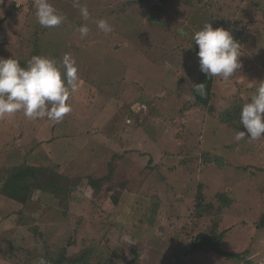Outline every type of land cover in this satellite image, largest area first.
<instances>
[{
	"label": "rangeland",
	"instance_id": "rangeland-1",
	"mask_svg": "<svg viewBox=\"0 0 264 264\" xmlns=\"http://www.w3.org/2000/svg\"><path fill=\"white\" fill-rule=\"evenodd\" d=\"M216 1L219 4L215 5L214 15L240 21L245 34L244 53L239 57L238 77L226 80V84H215L208 105H201L189 99V88L198 75L194 66L199 65L197 52L193 51L195 45H189L187 53L179 56L175 43L182 44L183 36L173 40L167 37L171 30H189L184 29V6L176 5L181 2L166 4L161 22L149 24V16H161L156 8L161 0H48L66 19L57 27L44 28L36 19L37 0H0L1 58L5 54L7 58L27 62L35 56L32 48L39 46V56L54 59L62 72L56 54L62 63L65 55L70 56L78 69V89L69 96L72 111L53 132L47 127L49 121L42 118L43 131L35 129L29 137L25 133L22 140L17 131L9 137L0 126V153L11 148L15 151L30 138L34 140L30 144L34 151L42 132L47 137L65 136L67 130L72 150L62 160L72 161L78 154L76 149L82 152L77 158L79 166L72 173L62 177L47 169L37 175V195L41 193L37 201L41 205L37 207L42 211L51 204L60 214L54 220L57 225L46 231L52 241L45 231L35 233L36 238L39 243L50 240L61 249L69 240L75 242L62 255V263L48 264H163L174 254L180 257L177 264H197L196 260L206 264L207 259L198 258L199 254L191 253L188 246L198 233H210L207 230L213 229L216 222L214 232L225 231L223 240L229 249L249 250L247 257L252 264H264V229L256 225L264 213V137L256 141L247 136L237 140V133L245 131L243 125L231 126L221 117L227 111L222 110L226 99L237 95L249 102L258 82L264 81V0H251L257 4L253 9L245 7L251 3L249 0ZM194 4L197 9L201 7ZM82 7L90 14L87 20L81 15ZM187 11L191 13L193 9ZM102 19L112 26L107 35L98 28ZM209 23L215 24L213 19ZM81 26L89 29L83 39ZM237 34L243 32L239 30ZM189 37L192 39L191 34ZM171 41L174 46L167 44ZM152 72L158 76L152 77ZM93 80L101 81L102 98H98L96 87L87 86ZM81 85L84 92L80 95ZM112 92L115 102L110 100L105 110L94 111L93 106L106 102ZM138 98L142 101H137L132 121L126 122L125 130L115 135L121 136L122 149L103 148L92 134L96 132L97 137L105 140L108 133L103 119L114 116L123 104H133ZM9 117H15L17 125L24 123L28 127L35 120L28 119L22 111ZM133 125L136 128L132 129ZM3 128L11 130L6 124ZM89 133L92 143L88 145ZM57 143L62 145V139ZM97 145L100 149L90 154L92 146ZM21 149L26 151V147ZM3 158L0 154V169ZM218 159H222L219 165ZM110 162L112 171L107 167ZM88 166L95 168V177L106 178L101 185L92 188L84 177L90 172ZM18 167L19 164L1 172L3 182L11 184L7 174L14 171L18 176ZM137 183L140 193L135 188ZM122 187L125 190L119 203L112 205L111 197ZM2 197L5 199L0 200V258L22 246L9 242L11 228L17 222L11 212L15 203L0 192ZM225 197L230 200H224ZM225 201L232 202L227 206ZM16 204L17 208L21 205ZM243 220L249 225H243ZM44 252L36 254L44 258ZM14 254L22 261L21 253ZM2 263L6 264L0 260ZM26 264H38V260ZM220 264L246 263L222 260Z\"/></svg>",
	"mask_w": 264,
	"mask_h": 264
},
{
	"label": "trees",
	"instance_id": "trees-1",
	"mask_svg": "<svg viewBox=\"0 0 264 264\" xmlns=\"http://www.w3.org/2000/svg\"><path fill=\"white\" fill-rule=\"evenodd\" d=\"M173 1L181 2V3H177L176 4L177 6H179V5L184 6L185 12L184 11L182 12V17L184 18V20H186L184 22V25H185L184 29H189V30H181V31L180 30H176V31L171 30V31L167 32V37H172V40L175 36L176 37L177 36L178 37L183 36L184 41L182 44L177 43V42H176L177 44L175 43V46L177 47L176 52L179 56L182 55L183 53H187L189 45H195L194 40H192L194 33L196 31L200 30L203 27V25L205 23H208L211 19H213V23H215V24H211L213 26V28H221L222 27L226 30H229L232 33L233 38L240 43L241 55L244 53V51H243L244 49L242 46H243L244 41H245V34H244L243 27L240 24V21H238V20L228 21L226 18L221 19L218 15H214L213 11L217 8V6H215V5L219 4V2L216 0H212L213 1L212 3H207L205 0H201V2L199 0H196V2H195V0H161V5H156V8L158 9L161 16H159V17L149 16L147 18V22L149 24L160 23L162 20L161 17L163 16L162 13L164 12V8H165L166 4L168 5V3L173 2ZM249 2H251L248 4L249 6L245 5V7L247 9H249V8L253 9V7L257 6V4L255 2H252L251 0H249ZM194 3H196V5L197 4L200 5L201 7H198V9H197V7L194 6L195 5ZM188 8L193 9V11L190 13L189 11H187ZM247 12H248V10L245 11V13H247ZM171 20L172 19H170L169 21H171ZM163 24H165V22H163ZM163 26H165V25H163ZM239 30L242 31L243 34H240V35L237 34V32ZM189 34L192 35V39H190ZM37 44H39L40 46H43V44L41 42H39ZM167 44L169 46H174L173 41H171ZM35 46L37 47V45H35ZM37 48L36 49L32 48V50L35 51V55H40ZM193 51L198 52L197 45L194 46ZM74 56H75V54H74ZM2 57H3V59H9L5 56V54ZM55 58L58 59V61H57L58 64L64 70L63 63L59 61V55L56 54ZM15 60H17V59H15ZM27 62L19 61L20 65L22 67H26ZM194 66L198 72V75L193 80L192 87L195 84L204 83L205 84V95L201 96L200 94H198L194 90V87L193 88L191 87V88H189V90L191 92V94H190L191 96L189 97V99L192 100V98H193V101H195L197 104L208 105L207 103H208L209 98L211 96L210 94L213 90L214 85L217 84L216 86H218L219 83H225L226 84V82H225L226 80H223L219 77H207L206 74H204L203 72L200 71L199 65H194ZM239 70H241V68L238 69L237 72H235L229 79H235V77H238L239 72H240ZM151 76L155 78L158 75H156L152 72ZM86 78L87 77H84L85 80H86ZM100 82L98 80H93L87 84V86H91V87L94 86L97 88V91L99 93L98 98H102V94H103V90H101L99 88V86L102 85ZM235 83H237V82L235 81ZM258 83H260V82H258ZM256 86L259 87V84ZM81 88H83L82 85H81ZM83 92L84 91L81 89L78 91V93L80 95ZM139 99L140 98L135 100L136 102L134 101L135 103L133 102V104L132 103L123 104L120 111H118L116 114H114V116H112V117L108 116L107 118L103 119V124H104L103 128H106L107 133H108L105 140H103L101 137H97L98 134L96 132L92 134V137L97 139L99 141V144H101V146L103 148L112 149V148L117 147L118 149H122L121 147L124 146V143H122L121 139L119 138L121 136L116 137L115 135L118 133H121L125 130L126 122L132 121L131 118H132V114H134L135 105L137 104V101H142ZM110 100H113L114 102L116 100V97L114 96L113 92L108 98H106V100H104L107 103L103 102L100 106L94 105L93 106L94 111L105 110L107 107V104L110 103ZM224 103L225 104H223L224 106H223L222 110H227V111L225 113L223 112V114L221 115L222 121L227 123V124H231V126H236L238 128H242V126L239 122L240 121V113H241L242 107L248 102L245 101L244 99H242L241 97L235 95L232 98L226 99L224 101ZM96 109H98V110H96ZM122 124H124V126H122ZM133 126H130V128L131 127H133L132 129L136 128V125H133ZM130 128H129V130H130ZM101 132L103 133L104 130L102 129ZM89 136H91L90 133L88 135V145L92 143L91 141H89ZM96 147L99 148L98 145ZM92 149L93 148H91V150ZM115 160H117L116 156L114 157V161ZM221 161H222V159H220V160L218 159V162H217L218 165H219V163H221ZM149 162H151V161L149 160ZM148 164H150V163H148ZM78 166L79 165H76V167H78ZM107 167H109V169L111 171L114 169V167H112L111 162L107 164ZM24 168H26L27 172L16 170V173L18 174V176L14 174V171H12V173L9 172L7 174L8 175V182H10L11 184H7V183H4L3 185L0 184V192H2V194H4V196L8 197L9 199H12L14 201L21 203V205L18 208L16 207L17 204L15 203V205L12 207V210H11L12 214H14L16 216L17 222H15V226L11 228L12 232L9 235V242H12V245H15V246H16L15 243H18V242H19V244L22 243V246L19 245V247H16L17 250H15L13 253H10L8 251V253L4 257L0 258V260L5 262L6 264H24V262L27 263L28 261L30 262L33 259H37L39 261V259L41 257L39 255H37L36 253L46 251V252H44L45 253L44 259L47 260L48 263L49 262L62 263V261H63V260H61L62 255H65V252L68 250V248L75 246V242L69 240L68 244L65 247L62 246V249H61V246L57 247L56 245H54L53 242H51L52 241V239L50 238L51 236H49L46 231L49 230V228H51L52 225L53 226L57 225L56 222H54V220L56 218H58L60 213L57 210V207L55 208L51 204L48 207H45L44 210L40 211L41 209H39L37 207V206L41 205V203L37 202L39 200L37 193L40 191L39 181H36V183H35L36 187H34L35 178L39 179V177L37 176L38 169L37 168H31V167H24ZM105 179H106L105 177H94V174L88 175V180L92 186H97V185H99V183L101 185L102 181ZM140 182H143V180ZM8 186H10L14 189L10 190L7 188ZM137 187L139 188L138 193H140V191H142V190H141L140 186L138 185V183H137L135 188H137ZM124 190H125V187L118 189V191H117L118 193L111 197L110 202L112 205L116 206L119 203L118 199L121 198L120 194L122 195L124 193ZM198 198H200V197H198ZM224 200H230V198L225 197ZM231 202L225 201L227 206H230ZM45 206H47V205H45ZM218 214L221 216L220 213H218ZM263 218H264V213L260 216L259 220L256 223L258 228L264 229ZM39 222H41L42 224H40ZM216 225H217V222L214 223L213 229L207 230L210 233H198L194 237L193 243H191L190 246H188V247H190L189 251L191 253L197 252V254H199L197 256L198 258H202L204 260L207 259L206 264H220V262L222 260L244 261L246 264H252V262L247 257L249 254V250L238 252V251H234L232 249H229L227 247V244L224 243V240H223L225 231H221L220 233L214 232ZM243 225H249V222L247 220H245V221L243 220ZM256 225H254V228L256 227ZM34 228L36 229V232H34ZM251 230H253V229H251ZM255 230H258V229L255 228ZM42 231H45L44 233L47 236H49L51 241L50 240L41 241L39 243L38 239L35 236V233L39 234ZM14 232H15L16 236H14ZM70 236H72V235H70ZM59 239H60L59 242H61V237H59ZM72 240L75 241V238H73ZM32 248H34V249H32ZM19 249H23V250L20 251ZM24 250H26V251H24ZM186 251H188L187 247H186ZM16 252L21 253L22 261L18 260L16 254H14ZM207 252L213 253V255L210 256L209 254H207ZM55 257H57V258L55 259ZM171 257L173 259H170ZM197 257H196V259H197ZM14 258H16L15 261H14ZM168 259L169 260L163 264H177L178 261L180 260V257L176 256L174 254L173 256L170 255V257ZM196 263L198 264L197 260H196ZM127 264H132V261H129Z\"/></svg>",
	"mask_w": 264,
	"mask_h": 264
},
{
	"label": "clouds",
	"instance_id": "clouds-1",
	"mask_svg": "<svg viewBox=\"0 0 264 264\" xmlns=\"http://www.w3.org/2000/svg\"><path fill=\"white\" fill-rule=\"evenodd\" d=\"M80 12L85 20L89 18L86 7ZM35 15L44 28L57 27L66 19L48 0H37ZM98 28L105 35L112 31V26L103 19L98 22ZM79 31L83 39L89 29L81 26ZM193 40L198 46L196 55L200 71L207 77L228 80L241 68L240 43L229 30L213 28L208 22L194 33ZM63 66L62 72L54 59L39 55L32 56L26 67L13 58H0V118L22 111L28 119L47 117L60 122L72 111L68 100L70 94L77 91L79 83L78 69L70 56L65 55ZM194 90L205 95V84H195ZM239 122L245 131L237 133V140L245 136L250 141L264 137V81H260L255 94L242 107ZM38 264H48V261L40 258Z\"/></svg>",
	"mask_w": 264,
	"mask_h": 264
},
{
	"label": "crops",
	"instance_id": "crops-1",
	"mask_svg": "<svg viewBox=\"0 0 264 264\" xmlns=\"http://www.w3.org/2000/svg\"><path fill=\"white\" fill-rule=\"evenodd\" d=\"M80 89L84 91L83 88H80ZM73 93L74 92H72V94ZM70 98H71V94H70ZM70 98L68 100V103H70ZM42 119L49 121L47 127H50L52 132L54 131L55 126L56 125L60 126V124L62 122V120H61L60 122L57 123L55 121L48 119L47 117H44ZM42 119L41 120H40V118L35 119L33 121L32 125L28 127V126H25L24 123H23V126L17 125L15 117L11 118V117H9V115H6L3 118H0V126H2V129L5 132V134L8 133L9 137L14 135V131H17L16 135L19 134V137H22L21 138V140H22L25 133H27V135L29 137V133L34 132L35 129H37L38 132L43 131V128H45V126H43L44 122ZM5 124L11 127V130L9 132L5 131V129L3 128V126ZM20 129H22L21 134L19 133ZM67 131H64L65 136L64 135H60V136L50 135L49 137H47L44 134V132H42V135L38 136V137H41L42 139H37L39 141L35 144L34 151H32V148L30 147V144H33L34 140L32 138H30V139H28L27 144H25V145L21 144L20 147L17 148L15 151H13V148H11L10 150L8 149L6 152H1L0 154H1V156L4 155V158H3L2 166L0 169V174H3L1 172H3L4 170L9 171L11 166H14L17 164H19V167L17 170L23 169L24 167H31V168H37L38 172H40V171L43 172V171H47V169H48V170H52V171H57L58 173L62 174V177H64V175H65L64 173H67V174L72 173L71 170H73V169L75 170L76 165H79L77 162V158H78L79 154L80 155L82 154V152L80 149H76V151H78V154L75 156V158L72 161H63L62 160L69 153V151L72 150V146L69 144L70 142L68 139ZM61 132H62V130H61ZM61 134H63V133H61ZM58 139H62V145H60V144L58 145V143H57ZM98 143H99V141H98ZM75 146H77V145L75 144L74 147ZM21 147H26V151L21 149ZM92 148L93 149L90 151V154H92V153L96 154L95 152L97 151L98 148L96 146H94V147L92 146ZM35 150H38V151L36 152ZM107 154H108L107 156L110 155L109 153H107ZM34 156H35V159L33 160ZM95 156H97V155H95ZM59 159H61V160H59ZM88 169L90 172L88 174H84V177H86L87 180H88V175L94 174V177L96 175L94 172L95 168L93 169L91 166H88ZM24 170H26V168H24ZM26 172H27V170H26ZM38 172H37V175H38ZM81 177H83V176H81ZM36 181H39V179L35 178L34 186H35ZM0 182H1V185H3L5 183V182H3V179H1V178H0ZM88 182H89V180H88ZM93 187L94 186H92V188ZM40 194L41 193H39L38 195L40 196ZM2 198L5 199L4 197H2ZM2 198H0V200ZM13 202L17 203V201H13Z\"/></svg>",
	"mask_w": 264,
	"mask_h": 264
}]
</instances>
